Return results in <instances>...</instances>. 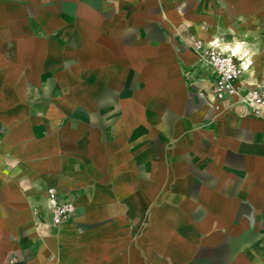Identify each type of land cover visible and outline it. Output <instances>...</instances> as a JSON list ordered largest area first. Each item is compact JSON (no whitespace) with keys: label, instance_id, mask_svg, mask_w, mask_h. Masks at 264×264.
<instances>
[{"label":"crops","instance_id":"1","mask_svg":"<svg viewBox=\"0 0 264 264\" xmlns=\"http://www.w3.org/2000/svg\"><path fill=\"white\" fill-rule=\"evenodd\" d=\"M193 38L264 79V0H0V264H264V118Z\"/></svg>","mask_w":264,"mask_h":264},{"label":"built area","instance_id":"2","mask_svg":"<svg viewBox=\"0 0 264 264\" xmlns=\"http://www.w3.org/2000/svg\"><path fill=\"white\" fill-rule=\"evenodd\" d=\"M189 45L197 60L213 73V96L217 101L235 98L249 115L264 118V79L243 91L241 78L246 68L232 49L222 50L218 41L206 43L199 38L191 39ZM46 195L52 224L57 227L74 214L75 207L59 199L53 188H47Z\"/></svg>","mask_w":264,"mask_h":264},{"label":"bare ground","instance_id":"3","mask_svg":"<svg viewBox=\"0 0 264 264\" xmlns=\"http://www.w3.org/2000/svg\"><path fill=\"white\" fill-rule=\"evenodd\" d=\"M217 41V40H216ZM221 47H222V44H221ZM223 48V47H222ZM228 49H232V51H234V53H236L237 55H238V51H239V48H238V45L237 44H235L234 45V47H232V48H227V50ZM244 66H245V68L247 69V65L244 63Z\"/></svg>","mask_w":264,"mask_h":264}]
</instances>
